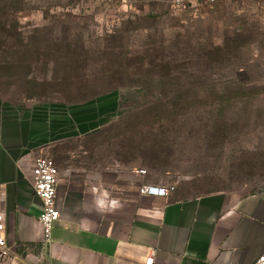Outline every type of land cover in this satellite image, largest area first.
I'll return each instance as SVG.
<instances>
[{
	"label": "rangeland",
	"instance_id": "1",
	"mask_svg": "<svg viewBox=\"0 0 264 264\" xmlns=\"http://www.w3.org/2000/svg\"><path fill=\"white\" fill-rule=\"evenodd\" d=\"M171 1L0 0V4L18 9L11 17L26 42L21 46L20 40L13 38L8 42L11 50L0 53V112L47 118L52 127L62 128L61 136L72 135L69 116H86L77 107L87 104L67 103L73 94L65 92L60 83L47 82L51 78H81L83 72L70 70L80 65L88 67L87 76H98L94 69L117 64V50L127 47L133 54L148 44L172 48L179 42L182 47L192 46L194 52L228 45L230 68L220 66L214 74H198L208 81V87L180 90V94L204 97L212 92L214 82L218 94L236 97L215 127L192 124V129L167 139L122 133L115 128L128 118L122 114L133 113L145 98L137 89H120L96 99H103V104L92 109L99 129L60 143L44 156L59 170L80 161L86 168L137 173L144 186L181 188L189 194L263 192L264 0L194 3L180 8L173 7ZM105 36L108 39L104 40ZM65 39L78 57H70L72 62H56L53 73V60ZM92 110L82 112L92 119ZM40 257V249H33L29 255L19 254L17 262L43 264Z\"/></svg>",
	"mask_w": 264,
	"mask_h": 264
},
{
	"label": "crops",
	"instance_id": "2",
	"mask_svg": "<svg viewBox=\"0 0 264 264\" xmlns=\"http://www.w3.org/2000/svg\"><path fill=\"white\" fill-rule=\"evenodd\" d=\"M103 99L77 107L61 136L47 118L0 112V187L6 200L3 233L12 251L40 249L43 264H252L264 253V191L253 194H189L167 197L142 192L137 173L86 168L75 162L59 170L56 205L60 220L44 249L42 203L33 188L34 161L51 148L100 128ZM93 109L94 118H87ZM92 124V125H91ZM57 165V164H56ZM160 187L157 185H149Z\"/></svg>",
	"mask_w": 264,
	"mask_h": 264
},
{
	"label": "trees",
	"instance_id": "3",
	"mask_svg": "<svg viewBox=\"0 0 264 264\" xmlns=\"http://www.w3.org/2000/svg\"><path fill=\"white\" fill-rule=\"evenodd\" d=\"M17 10L9 3L5 6L0 4V53L11 50L8 48V42L13 38L19 39L21 46L26 43L22 30L11 17V13ZM52 39L59 40V38ZM106 39L108 36H105L104 40ZM65 41L60 54L53 60V73L56 62L68 60L72 62L70 57H78L79 53L76 52L74 55L75 50H71V42H68V39L63 42ZM178 43L172 48L148 44L147 47L133 54L127 47L125 50H117L116 54L120 57L117 64L103 65L99 69L92 67L99 74L98 76H87L85 69L87 70L88 67L80 65L70 70L83 72L81 78L67 76L60 81L51 78L47 82L55 81L63 85V90L74 96L66 102L75 105L89 104L101 96L112 95L120 89H137L145 98L144 102L133 113L129 111L123 113L122 115H127L128 118L120 126L115 127L125 134H149L167 139L170 135L178 137L186 129H192V124H194L192 126L206 124L215 127L217 122L223 119L224 111L232 108L236 97L218 94L214 82L212 92L204 97L180 94V90L208 87V81L197 75L214 74L220 66L230 68L232 51L226 45L221 49H200L194 52L192 46L182 47ZM46 69L49 71V65ZM175 90L178 93L172 95L171 91ZM245 96L247 99L249 94Z\"/></svg>",
	"mask_w": 264,
	"mask_h": 264
},
{
	"label": "built area",
	"instance_id": "4",
	"mask_svg": "<svg viewBox=\"0 0 264 264\" xmlns=\"http://www.w3.org/2000/svg\"><path fill=\"white\" fill-rule=\"evenodd\" d=\"M223 1H242V0H172L173 7H186L194 3L216 5ZM144 174V172H142ZM33 188L36 196L42 203V214L39 218V223L43 233L44 249L49 247L55 224L60 220V212L57 209V189L59 182V168L56 163L45 156H39L34 161L33 169ZM142 192L153 196L167 197L173 192V188L143 187ZM6 200V192L0 187V209L4 206ZM5 231L4 214L0 212V263H5L11 260L12 251L3 233ZM154 259H148L146 264H153ZM252 264H264V253Z\"/></svg>",
	"mask_w": 264,
	"mask_h": 264
}]
</instances>
